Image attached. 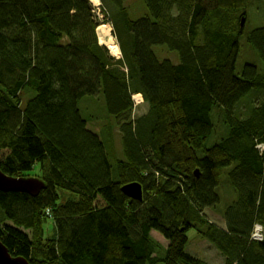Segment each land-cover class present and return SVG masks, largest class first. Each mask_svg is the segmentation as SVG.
<instances>
[{
    "label": "trees",
    "instance_id": "1",
    "mask_svg": "<svg viewBox=\"0 0 264 264\" xmlns=\"http://www.w3.org/2000/svg\"><path fill=\"white\" fill-rule=\"evenodd\" d=\"M99 2L121 57L99 43L87 0H0V170L36 165L46 184L0 192V242L29 264H210L185 251L196 230L223 264H264V236L252 239L264 230V26L245 40L262 71L235 73L249 0H143L135 20L125 0ZM159 46L178 63L159 61ZM87 115L113 119L121 158ZM223 176L220 226L203 212L220 204ZM131 183L141 201L122 193Z\"/></svg>",
    "mask_w": 264,
    "mask_h": 264
},
{
    "label": "rangeland",
    "instance_id": "2",
    "mask_svg": "<svg viewBox=\"0 0 264 264\" xmlns=\"http://www.w3.org/2000/svg\"><path fill=\"white\" fill-rule=\"evenodd\" d=\"M87 1L90 3L89 0ZM99 5H100L99 0L97 4L92 5V9H93L92 12L96 19L95 22L98 25L97 29L99 26L109 28L111 37L113 38L114 43L117 45V42L112 34L113 28L110 24V20H107V22H103L105 20V17L102 15V12H101L102 9L100 8ZM248 5L249 7H248V13L246 17V22L243 25L244 32L241 38L239 39L240 49H239V53H238V56L235 62V73L236 74H239L241 72L242 67L245 64H252L256 66L259 71H262V62L259 56L251 48V46L246 43L245 40H246L247 34H249L251 31H253L257 27L264 26V0H249ZM124 6L127 9L129 18L132 20L138 19L146 14V9H145L143 0H125ZM97 29H96V33H97V37L100 43V39H99L100 35L98 34ZM153 50L159 61L168 59L173 64L178 63V56L175 52H169L164 47H160V46L154 47ZM109 53L115 58L117 55L120 56L121 54L120 49L117 54H113L112 52H110V50H109ZM143 102H144V97H143ZM143 102L136 103L137 109H136L135 118L144 114L145 108L142 106ZM23 103H24V100H23ZM88 116L90 117V115H87L85 118L87 119ZM87 121H88L87 128L89 130H92L93 132L98 133L97 135L102 141H105V139L109 141L111 143V146H113L114 154L117 157L121 158L122 150H121L120 142H119L120 134L117 131V128L114 124L113 119L95 118L92 120L87 119ZM216 129H217V126H216ZM99 134L105 135L107 136V138L105 137L104 139V137ZM219 134L220 132L216 130L215 136L217 137L219 136ZM5 156H6V150H0V162L5 158ZM24 176H26L24 178H31V177L41 178L39 167L36 165L33 166L31 171L28 174H25ZM220 183H221L220 187L218 188V193L222 197L220 204H218L216 207L205 209V211L203 212V216L209 222H212L214 224L221 226L225 223L223 209L226 206L225 203L230 202L229 200L230 193H229V189L226 184L225 177L220 179ZM57 195L59 196V201L61 203H64L67 200H70L72 198L74 199L72 195H69L65 192H61L58 190H57ZM103 205L104 204L100 199H98L95 202V206L101 207ZM257 226H260V225H257ZM43 228H44V239L52 237L55 231L54 222L50 219L46 220L43 223ZM257 229L259 228L256 227L255 230ZM262 234H263V229H262ZM152 236L159 243L166 245V242L164 241V239H162V237L158 235L157 233H153ZM187 236H188V242L185 246V251L187 253L203 261H206L207 263H210V264H223V258L220 255L219 251H217L210 242H208L206 239H203L196 230L189 231ZM257 238H260V236L257 235Z\"/></svg>",
    "mask_w": 264,
    "mask_h": 264
},
{
    "label": "water",
    "instance_id": "3",
    "mask_svg": "<svg viewBox=\"0 0 264 264\" xmlns=\"http://www.w3.org/2000/svg\"><path fill=\"white\" fill-rule=\"evenodd\" d=\"M45 188V182L38 178L11 177L0 170V192L25 193L35 197ZM121 191L127 198L136 201L142 200V187L139 183L124 185ZM0 264H29V262L23 257L11 256L6 247L0 242Z\"/></svg>",
    "mask_w": 264,
    "mask_h": 264
},
{
    "label": "bare ground",
    "instance_id": "4",
    "mask_svg": "<svg viewBox=\"0 0 264 264\" xmlns=\"http://www.w3.org/2000/svg\"><path fill=\"white\" fill-rule=\"evenodd\" d=\"M89 1L93 5L98 3V0H89ZM97 30H98V34L100 35L99 37L100 43L106 46L110 50V52H112L113 54H117L119 49H118V46L114 43L113 38L111 37L109 28L99 26ZM133 97L138 102L143 101V95L140 92L134 94Z\"/></svg>",
    "mask_w": 264,
    "mask_h": 264
},
{
    "label": "built area",
    "instance_id": "5",
    "mask_svg": "<svg viewBox=\"0 0 264 264\" xmlns=\"http://www.w3.org/2000/svg\"><path fill=\"white\" fill-rule=\"evenodd\" d=\"M108 49V48H107ZM109 50V49H108ZM116 57H118V55L116 56ZM133 99H134V102H135V104L138 102L137 100H135V98L133 97ZM258 148L260 149V151H262L263 153H264V146H262V145H259L258 146ZM256 227H258L259 229H257V230H255L254 229V232H253V234H252V239H254V240H257V241H261V240H263V236H264V230H263V234H262V227L261 226H255V228ZM257 235H259L260 236V238H257Z\"/></svg>",
    "mask_w": 264,
    "mask_h": 264
}]
</instances>
